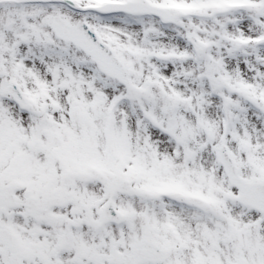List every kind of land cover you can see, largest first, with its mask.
<instances>
[{"label":"snow or ice","instance_id":"snow-or-ice-1","mask_svg":"<svg viewBox=\"0 0 264 264\" xmlns=\"http://www.w3.org/2000/svg\"><path fill=\"white\" fill-rule=\"evenodd\" d=\"M0 264H264V0H0Z\"/></svg>","mask_w":264,"mask_h":264}]
</instances>
